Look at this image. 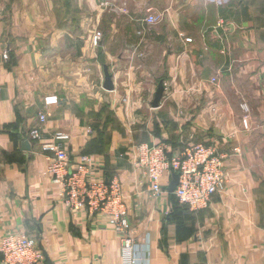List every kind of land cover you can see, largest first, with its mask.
<instances>
[{
  "label": "crops",
  "instance_id": "obj_1",
  "mask_svg": "<svg viewBox=\"0 0 264 264\" xmlns=\"http://www.w3.org/2000/svg\"><path fill=\"white\" fill-rule=\"evenodd\" d=\"M57 131L92 178L120 181L136 264H264V0H0V244L27 235L51 264H125L109 215L71 209L47 174ZM141 143L214 144L225 189L198 211L156 196Z\"/></svg>",
  "mask_w": 264,
  "mask_h": 264
},
{
  "label": "built area",
  "instance_id": "obj_2",
  "mask_svg": "<svg viewBox=\"0 0 264 264\" xmlns=\"http://www.w3.org/2000/svg\"><path fill=\"white\" fill-rule=\"evenodd\" d=\"M146 21L156 23L158 18L150 15ZM101 40L102 33L95 32L93 44L98 45ZM212 80L216 82V79ZM57 100V96H48L46 103L54 104ZM242 108L249 110L246 103ZM48 116L42 113L39 119L44 122ZM30 136L34 140L39 139L38 129H33ZM68 140V134L57 131L53 141L42 146L44 152L52 154L47 174L61 187L65 202L71 209L109 215L115 232L124 242L125 264H136L135 243L128 234L129 212L120 181L117 178H92L93 159L81 155L77 161H72L67 149ZM132 150L135 165L143 170L156 196L168 193L162 185V178L166 174H179V184L174 194L179 203L190 211L207 208L213 195L225 189L227 176L224 172V157L214 144L194 143L172 154L168 153L163 143H141L134 145ZM0 256L4 264H41L45 258L36 238L16 234L3 237Z\"/></svg>",
  "mask_w": 264,
  "mask_h": 264
},
{
  "label": "water",
  "instance_id": "obj_3",
  "mask_svg": "<svg viewBox=\"0 0 264 264\" xmlns=\"http://www.w3.org/2000/svg\"><path fill=\"white\" fill-rule=\"evenodd\" d=\"M104 88L106 90H113L114 89L112 75L110 74L107 66L105 67V82H104ZM163 94H164V82L163 81H160L159 84H158L157 91L155 93L154 100L152 102L153 107H158L159 106L160 100L162 99ZM28 143H29L28 140H26L24 142V146L25 147L27 146L26 148L29 147ZM178 184H179V174L178 173H173L172 174L171 181H170L169 185L167 186V192L168 193H174L175 190H176V188H177V186H178ZM45 256H46L47 263L48 264H51V262H50V260H49V258H48V256H47L46 253H44V257Z\"/></svg>",
  "mask_w": 264,
  "mask_h": 264
},
{
  "label": "trees",
  "instance_id": "obj_4",
  "mask_svg": "<svg viewBox=\"0 0 264 264\" xmlns=\"http://www.w3.org/2000/svg\"><path fill=\"white\" fill-rule=\"evenodd\" d=\"M169 194L173 195L174 193H169ZM177 202H178V205H179L180 207L187 209L186 207L182 206V205L179 203V201H177ZM187 210H188V209H187Z\"/></svg>",
  "mask_w": 264,
  "mask_h": 264
},
{
  "label": "rangeland",
  "instance_id": "obj_5",
  "mask_svg": "<svg viewBox=\"0 0 264 264\" xmlns=\"http://www.w3.org/2000/svg\"><path fill=\"white\" fill-rule=\"evenodd\" d=\"M95 46H97V45H95Z\"/></svg>",
  "mask_w": 264,
  "mask_h": 264
}]
</instances>
